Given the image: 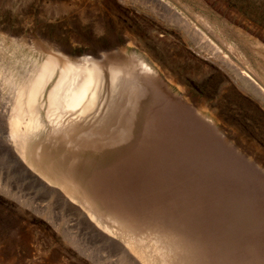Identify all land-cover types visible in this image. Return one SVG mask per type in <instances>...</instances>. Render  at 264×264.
Returning a JSON list of instances; mask_svg holds the SVG:
<instances>
[{
	"label": "rangeland",
	"instance_id": "374dc122",
	"mask_svg": "<svg viewBox=\"0 0 264 264\" xmlns=\"http://www.w3.org/2000/svg\"><path fill=\"white\" fill-rule=\"evenodd\" d=\"M162 1L184 16L189 34L128 0H0V62L29 51L12 38L34 35L74 53L159 63L184 93L167 72H143L122 134L44 156L88 190L102 222L117 217L138 233L174 237L180 264H264V106L212 54L264 84V0ZM128 34L138 44L124 53ZM2 68L0 103L14 83ZM0 184L21 191L0 187V264H128L105 249L87 216L36 193L2 153Z\"/></svg>",
	"mask_w": 264,
	"mask_h": 264
},
{
	"label": "bare ground",
	"instance_id": "6f19581e",
	"mask_svg": "<svg viewBox=\"0 0 264 264\" xmlns=\"http://www.w3.org/2000/svg\"><path fill=\"white\" fill-rule=\"evenodd\" d=\"M128 1L144 5L149 13L159 14L165 21H173L183 31L190 33L187 20L178 11L177 15L171 16L176 13L168 3L162 0ZM194 34L200 35L196 39L203 40L200 31L195 30ZM127 37L129 41L122 48L124 53L132 44H138L134 36L128 34ZM202 40L197 45L201 51ZM75 41L80 42V39ZM11 42L30 49L16 58L12 65L0 62V67H3V71L7 67L6 74L14 82L11 94L2 98L0 103V153L9 159L10 166L22 178L36 186V193L69 202L80 214L87 216L84 219L88 218L94 235L105 249L113 251L116 261L123 255L128 264H180L179 257L183 253L173 236L170 238L167 234L155 232L138 233L112 216L113 225L102 222L93 211L95 208L88 190L84 191L69 169L60 165L62 169L56 170L54 164L44 156L46 148L59 146L78 149L94 141L122 134L129 125L128 117L137 101L140 74L160 70L166 74L167 71L159 63L140 54H137V61L133 64H125L116 62L113 55L105 50L74 53L56 42L34 35L12 38ZM212 54L226 69L231 68L241 87L252 90L253 95L258 96L257 101L264 106V84L255 77V73L241 70L216 50ZM167 73L171 86L184 93L185 86L180 80ZM0 187L15 195L21 193L13 192L2 184Z\"/></svg>",
	"mask_w": 264,
	"mask_h": 264
}]
</instances>
